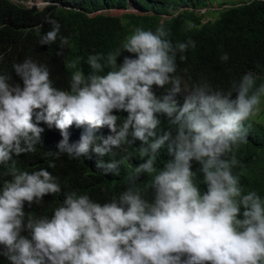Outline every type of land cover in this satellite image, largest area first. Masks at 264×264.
<instances>
[{
  "label": "clouds",
  "instance_id": "9594fccd",
  "mask_svg": "<svg viewBox=\"0 0 264 264\" xmlns=\"http://www.w3.org/2000/svg\"><path fill=\"white\" fill-rule=\"evenodd\" d=\"M46 22L52 27L41 45L54 44L60 33L58 21ZM170 35L163 22L154 31L136 27L115 50L88 55L87 74L83 58L75 57L67 65L74 70L67 90L55 87L48 67L30 57L13 65L22 84L0 73V166L10 177L0 183V256L8 264H264V197L245 191L236 171L242 167L236 152L247 142L246 121L261 105L264 83L257 86L248 72L227 91L206 81L183 88L174 75L177 53L195 42L173 44ZM59 40L57 55L69 45L67 37ZM122 52L132 55L118 64ZM220 59L227 61V53ZM120 112L127 115L118 123ZM162 121L168 127L159 131ZM41 123L61 134L54 158L115 157L116 149L139 141L142 162L127 172L128 187L108 201L71 191L51 216H34L25 204L62 191L48 170L54 159L31 172L15 159L37 151ZM72 126L84 129L75 143ZM105 127L111 134L97 135ZM132 158L97 159L95 167L119 175Z\"/></svg>",
  "mask_w": 264,
  "mask_h": 264
},
{
  "label": "trees",
  "instance_id": "16d2710c",
  "mask_svg": "<svg viewBox=\"0 0 264 264\" xmlns=\"http://www.w3.org/2000/svg\"><path fill=\"white\" fill-rule=\"evenodd\" d=\"M43 7L25 6L12 0H0V73L10 74L12 80L22 84L13 71V65L31 58L39 64L46 65L50 78L57 88L69 89L73 69L67 67L75 57L83 58V71L87 74L89 66L84 63L88 55L107 54L118 48L124 38L136 27L155 30L161 22L170 30L173 44L195 42V48L189 47L184 53H177V70L174 75L181 79L182 87L191 89L192 85L203 81L215 89L227 91L233 81L238 82L248 72L256 77V84L264 83V0H43ZM131 7V9H129ZM125 10L121 14H110V9ZM100 10V12H98ZM105 11V12H103ZM52 18L60 24V33L54 44H39L40 37L51 30L46 18ZM69 40V45L61 55L59 37ZM227 53L228 60L220 57ZM122 52L117 63H122ZM184 55L185 60L179 57ZM157 95L163 89H153ZM235 95V93H233ZM184 94H178L177 102L183 104ZM120 115L122 122L126 112ZM164 119V118H162ZM250 124L247 142L239 146L236 154L241 161L240 182L247 190H256L264 197V107L254 113L246 126ZM42 144L37 145L35 153L21 154L15 157L17 165L28 171L47 168L50 160H55L56 167L49 168L61 183L59 194L46 195L43 202L28 207L25 211L34 216H51L54 208L62 204L66 193L76 191L88 194L94 201L104 203L113 196H118L128 185L126 174L131 167L142 161L136 156L140 142L124 149H116L115 157H97L90 152L88 157L72 159L66 154L54 158L50 153L58 151L57 144L61 134L55 127L40 125ZM168 127L162 121L159 131ZM83 128L72 126L69 129L70 143L79 140ZM111 134L105 127L97 135ZM126 154L133 156L125 160L119 175H101L95 167L97 159H121ZM161 157L168 159L169 154L162 150ZM162 159L158 163H162ZM200 166L193 162V170ZM6 166H0V183L10 179L3 175ZM202 179V173H198ZM202 191L206 185L200 184ZM0 264L8 261L0 256Z\"/></svg>",
  "mask_w": 264,
  "mask_h": 264
},
{
  "label": "rangeland",
  "instance_id": "374dc122",
  "mask_svg": "<svg viewBox=\"0 0 264 264\" xmlns=\"http://www.w3.org/2000/svg\"><path fill=\"white\" fill-rule=\"evenodd\" d=\"M15 3H21L25 6H32L35 5L37 7H43L47 2H44L42 0H12ZM131 9V7L129 8ZM125 10H121V9H110L107 10L106 12L110 13V14H121L122 12H124ZM105 12V11H103ZM264 107V97H262V102L261 105L259 106V108L254 112L257 113L258 110L262 109Z\"/></svg>",
  "mask_w": 264,
  "mask_h": 264
},
{
  "label": "water",
  "instance_id": "95a60500",
  "mask_svg": "<svg viewBox=\"0 0 264 264\" xmlns=\"http://www.w3.org/2000/svg\"><path fill=\"white\" fill-rule=\"evenodd\" d=\"M98 12H100V10Z\"/></svg>",
  "mask_w": 264,
  "mask_h": 264
}]
</instances>
